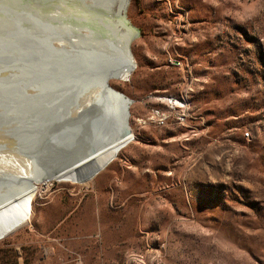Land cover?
Returning a JSON list of instances; mask_svg holds the SVG:
<instances>
[{"label":"rangeland","instance_id":"1","mask_svg":"<svg viewBox=\"0 0 264 264\" xmlns=\"http://www.w3.org/2000/svg\"><path fill=\"white\" fill-rule=\"evenodd\" d=\"M2 5L14 15L0 16V128L35 153L41 140L84 150L88 130L102 131L80 117L100 63L90 67L56 40L73 33L49 35L58 25L40 23L44 5ZM110 8L124 59L105 88L118 107L130 101L127 138L88 176L44 180L28 222L0 236V264H72L76 255L82 264H264V0ZM61 153L47 160L57 164ZM17 155L0 177L32 175L38 165ZM2 211L0 225L10 216Z\"/></svg>","mask_w":264,"mask_h":264},{"label":"bare ground","instance_id":"2","mask_svg":"<svg viewBox=\"0 0 264 264\" xmlns=\"http://www.w3.org/2000/svg\"><path fill=\"white\" fill-rule=\"evenodd\" d=\"M112 1L113 0H0L1 2L0 5L5 3V6L8 5V9L11 8L12 11L17 10L16 7L19 8V6L22 3H32L33 2L40 7L44 5L47 8V9L46 8L44 9V13H41V16L44 17V19H40L41 16L37 17L38 16V15L36 16L37 13L33 14V16H36L37 20L38 18L40 19V21L44 20V21H41L40 23L52 22L58 25V28H51V27L47 28L48 31L50 32L49 35L51 34L55 36V33L57 34L58 29L67 30L70 34L73 33L74 39H72L71 37L67 35L65 37L56 38V40L59 42L60 45L63 43L67 51L71 50V47L75 48L76 54H77L76 58L78 59H81L82 57L85 58L87 63L90 64V67H91V64H95V62H97L98 65L100 63L99 65L100 67L97 65L98 70H95V68L93 67L95 72L92 77V83L94 82L95 83L91 84V86L94 85L92 87L94 89L91 88L92 89L91 91L93 93L92 94L90 93V97L88 96L91 99V102L89 101L90 99H88L89 102L87 104L89 105L88 107L85 106L87 109V110H84L86 111V113L84 112L86 116H83L84 114L81 113L83 114L82 115L83 117L82 116L80 117L83 120L85 119L86 120L85 122L89 123V125L91 124L90 128L92 127L94 128L95 126H92V125H96L98 122H100V125L102 126V128L100 127L102 131L98 130L96 127L97 130L95 133H93L91 129L89 128L90 130H88V132L86 133V134H89L88 135L89 137H91L90 141L86 142V143H89L88 146H86V148L82 150V152L77 153L75 157L71 158L70 161L66 165H64V167H62L55 173H51L52 166L48 167L46 165H43L40 162V159L41 158L44 159L45 156L47 157L49 154L51 156L55 155L54 158L58 156L60 152H62L61 154H64L63 152L67 148L64 151L59 150L58 145H60L59 144L60 142L57 141V142H52L53 144H50V145L48 144L49 147L47 149L46 147L44 148V146L42 147V145H44V142L46 141L44 140L43 142H41L42 141L41 140L39 145L35 144V147H33L36 150L37 148H39V146H41L40 151L36 150V153H35V151L32 149L29 151L26 147L27 145L26 146L24 145L25 143L21 145L20 144L21 141L18 142L17 140H15V137L12 138L13 140L10 139V137L8 136V133L6 134L5 131L2 130V128H0L1 129L0 131H2V133L0 134V164L8 163V164H12L14 168L17 167L19 161L18 159H17L18 162L16 161V159L14 158V154H18L20 160L21 158L23 159L24 157L28 159L30 162L33 161L34 162L33 164L35 167L38 165L35 171L31 173L32 175H29L28 173L26 174L23 170L19 171L18 170L19 168H16L18 172L16 171V173H14L13 176L10 177L11 178L10 180L5 179V177L4 178L0 177V215L3 214L1 213L2 210H7L10 214V216L6 217L5 221L3 219L4 222L2 223V225H0V236L28 222V219L31 217V207H32L34 197L38 189L40 188V186L43 184L44 180H51L52 178L59 177V176H70V177L88 176L91 172L95 171L100 165H102L105 162L104 160H106L112 152H114L118 147H120L127 138L125 133L128 134V130L126 131L124 130V121H123L127 117V114L125 115L126 116L125 118L121 117L122 108L118 107L117 97L106 88L101 87V90H98V91L96 90V85H97L96 79L101 77V75L106 73L108 70H112V69L118 70L119 68H121L123 59H124V53L122 50L123 37L116 34L118 32L114 29L113 23L111 22L113 26L110 24L111 17L109 20V8H110V4ZM123 6L124 5H122L119 9V13L121 15H122ZM51 9L55 11L57 10L56 11L57 13L52 14L50 11H48ZM110 9L113 10L114 8L112 7ZM46 12H48L47 13L48 15H46ZM67 12L71 14V16H68V15L66 16L65 13ZM42 14H45V15H42ZM30 17H32L31 14H30ZM122 17L124 19V22L127 24L123 15ZM30 21L28 19V22ZM33 24L34 23H32V25ZM136 34H137V31H136ZM127 52L129 56V50H127ZM49 59L52 60L53 63L60 62V60H55L54 62V57L49 58ZM81 85L82 84H78L77 86L79 87ZM59 86L61 88V84H59ZM51 87L53 88L55 87V85L53 84L50 86V88ZM95 90H96V93H95ZM60 94L61 93H59V95ZM57 99L59 98L57 97L56 100ZM60 100H62V98ZM84 104L85 103H83V105ZM49 111L51 110L49 109ZM97 118L100 120L96 121ZM46 135L44 134L45 138H47ZM11 137L13 136L11 135ZM36 137H34V139L38 140V138ZM25 138L27 139V137ZM34 139H32L33 142L35 141ZM52 139L48 138L47 142L52 141ZM22 142H23V139H22ZM51 145H54V146H51ZM60 147H62V144L61 146H59V148ZM41 148H44L46 149L45 151L48 150L49 152L44 153V149H41ZM57 150H59L60 152H58ZM37 151L39 154L37 153ZM50 155H49V159H51ZM64 156H62V158H64ZM22 164L23 163H21V165ZM22 167L24 168V166ZM24 170L26 171V169ZM0 218L2 217L0 216Z\"/></svg>","mask_w":264,"mask_h":264},{"label":"water","instance_id":"3","mask_svg":"<svg viewBox=\"0 0 264 264\" xmlns=\"http://www.w3.org/2000/svg\"><path fill=\"white\" fill-rule=\"evenodd\" d=\"M3 5H5V3H3ZM0 16H7V17L11 16L12 17L13 15H11L9 13L5 14V13L0 12ZM108 78H109V75L106 74V73L102 74L101 77L98 78L97 85H96V90L97 91L101 90V87L105 88L107 86V84H108L107 83V79ZM129 102L130 101L127 100V102L125 103L126 105H124V107L122 105V113H121V117L122 118L126 117L125 115L127 114L126 110H127V106L129 104ZM122 104H123V102H122ZM79 152H82V150L80 149L77 152H72V151L71 152H66V154H64L65 156L63 155L64 158L59 159L57 164H53L50 160H47L48 157H46V156H45L44 160H43V158H41L43 161L40 159V162L44 163V165H46L48 167L52 166L51 173H55L59 169L64 167V165H66L70 161V159L75 157L77 155V153H79ZM51 163H52V165H51Z\"/></svg>","mask_w":264,"mask_h":264},{"label":"built area","instance_id":"4","mask_svg":"<svg viewBox=\"0 0 264 264\" xmlns=\"http://www.w3.org/2000/svg\"><path fill=\"white\" fill-rule=\"evenodd\" d=\"M151 115L155 116V118L157 119L158 123L163 124L164 118H165L164 113L158 111L157 109H153ZM177 118L180 121H183L184 118H185V114L181 112V113H179ZM72 264H82L81 258L78 255H76V257L74 258V261H73Z\"/></svg>","mask_w":264,"mask_h":264}]
</instances>
